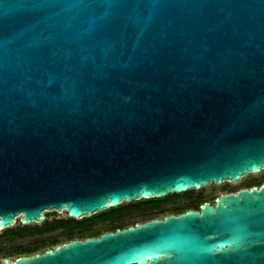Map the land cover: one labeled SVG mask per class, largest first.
I'll list each match as a JSON object with an SVG mask.
<instances>
[{"label":"water","instance_id":"1","mask_svg":"<svg viewBox=\"0 0 264 264\" xmlns=\"http://www.w3.org/2000/svg\"><path fill=\"white\" fill-rule=\"evenodd\" d=\"M264 169V0H0V230ZM0 264H264V182Z\"/></svg>","mask_w":264,"mask_h":264},{"label":"trees","instance_id":"2","mask_svg":"<svg viewBox=\"0 0 264 264\" xmlns=\"http://www.w3.org/2000/svg\"><path fill=\"white\" fill-rule=\"evenodd\" d=\"M263 182L264 177L250 178L244 181L241 187L260 186ZM237 188L233 187L231 190ZM208 198L202 190L194 192L188 189L179 194H167L160 198L125 202L81 219L56 217V212L52 211L51 213H46L45 220L40 225H22L19 222L16 226L3 229L0 237L22 240L14 242L9 249L3 250L0 248V252L2 251L1 258L32 255L74 239L97 237L104 232L114 231L117 228H125L139 221L144 222L157 218L158 215H163L166 212L169 214H179L189 209L199 210L200 204L209 201ZM181 200L185 204L180 205ZM50 214L54 216L48 219ZM98 224L102 225L96 227Z\"/></svg>","mask_w":264,"mask_h":264},{"label":"rangeland","instance_id":"3","mask_svg":"<svg viewBox=\"0 0 264 264\" xmlns=\"http://www.w3.org/2000/svg\"><path fill=\"white\" fill-rule=\"evenodd\" d=\"M264 177V169L258 171V172H253V173H249L245 176H242L239 180H235V181H224L222 182L221 184H216V183H211V184H208V185H205L203 187H201L199 190H202L204 194H207V196L209 197V201L210 203L214 202L215 201V198L223 193V189H225V187H230V188H233V187H241L242 183L244 181H247L248 179L250 178H262ZM193 190L194 192H197L198 189H191ZM211 193V194H210ZM179 194V193H178ZM181 200L180 201V205H183L185 204V202ZM170 206V205H168ZM52 212V211H51ZM51 212H46V213H51ZM45 213V214H46ZM169 213L166 212L165 214L163 215H168ZM163 215H158L157 218H163L164 216ZM54 215L50 214L48 216V219H51ZM56 217H68L67 215V212L66 211H63L61 213H56L55 215ZM142 221H139L137 223H141ZM19 221H16V223L13 225V226H16L18 225ZM42 223V222H41ZM41 223H31L32 225H40ZM102 224H98L96 227H100ZM2 232V230H0V233ZM22 239L18 240V239H10L8 237H0V248H2L3 250H6V249H9L10 246L16 242V241H21ZM1 255H2V251L0 252V261L3 260V258H1ZM9 259H14L15 257L13 256H10L8 257Z\"/></svg>","mask_w":264,"mask_h":264},{"label":"flooded vegetation","instance_id":"4","mask_svg":"<svg viewBox=\"0 0 264 264\" xmlns=\"http://www.w3.org/2000/svg\"><path fill=\"white\" fill-rule=\"evenodd\" d=\"M240 188H244V187H240ZM240 188H237V189H235V190H231V188L230 187H227V188H225V189H223L222 191H223V193H227V192H237V190H239ZM247 188V187H246ZM211 194V193H210ZM222 194V193H221ZM205 196H207V194H204ZM220 195V194H219ZM218 195V196H219ZM211 204H214V202H212Z\"/></svg>","mask_w":264,"mask_h":264}]
</instances>
